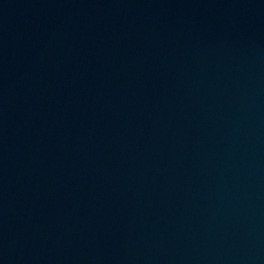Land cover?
<instances>
[{"label": "water", "instance_id": "1", "mask_svg": "<svg viewBox=\"0 0 264 264\" xmlns=\"http://www.w3.org/2000/svg\"><path fill=\"white\" fill-rule=\"evenodd\" d=\"M0 264H264V0H0Z\"/></svg>", "mask_w": 264, "mask_h": 264}]
</instances>
